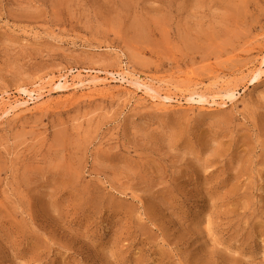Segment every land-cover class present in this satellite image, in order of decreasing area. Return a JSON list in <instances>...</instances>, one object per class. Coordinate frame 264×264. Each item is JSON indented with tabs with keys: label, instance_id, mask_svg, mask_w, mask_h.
I'll return each mask as SVG.
<instances>
[{
	"label": "rangeland",
	"instance_id": "1",
	"mask_svg": "<svg viewBox=\"0 0 264 264\" xmlns=\"http://www.w3.org/2000/svg\"><path fill=\"white\" fill-rule=\"evenodd\" d=\"M263 56L264 0H0V264H264Z\"/></svg>",
	"mask_w": 264,
	"mask_h": 264
},
{
	"label": "bare ground",
	"instance_id": "2",
	"mask_svg": "<svg viewBox=\"0 0 264 264\" xmlns=\"http://www.w3.org/2000/svg\"><path fill=\"white\" fill-rule=\"evenodd\" d=\"M251 73H252L251 77L253 81H258L264 77V56L259 60L258 67L255 70L251 71ZM101 81L102 80L98 79V77L96 76L92 77V79L90 80L82 79L81 77L78 76L76 78H73L72 83H70L69 78L66 75L64 77H61L58 82H60V85H64L68 88L71 87L74 90L88 89L92 91V90L97 89V87H99L104 82V81L103 82ZM105 82L118 83L122 85H130L131 87L135 88L136 91L143 92L144 95L148 99H150L151 101L159 105L172 106V107L174 105H177L179 107L186 106L188 107L189 110H193L194 108H197L201 111H211L214 109L216 110L219 108L226 107L228 105L227 101L232 102L234 104V101L237 99L236 97L237 90L229 89L230 87L227 88L225 86H224L225 88L224 90H226V88L228 90L223 91V93H219V94L218 93L213 94L210 92H208L210 94H202V93L195 92L196 91L195 90V91H192V93H190L189 96H186L184 99L176 98L169 93H164L163 91H161V89L159 91L155 90L153 88L154 85H148L146 83L140 82L139 80L133 81L131 74L129 72H126L125 70L122 73H118L117 75L111 74V78H105ZM45 85H40V86L38 85V87L35 88L34 90L22 89L20 93L28 98V101L25 103H20L19 101L17 102L15 101L16 104L13 106L11 105L9 101L10 98H3V97L0 98L1 115L2 116L11 115L13 112L17 111L21 106L27 105L31 101L35 102V101L40 100L46 93ZM220 88L222 89L223 87L221 86ZM217 91H219V89Z\"/></svg>",
	"mask_w": 264,
	"mask_h": 264
}]
</instances>
